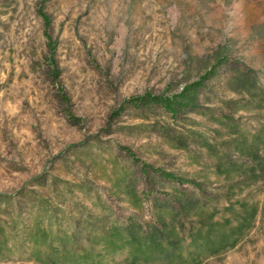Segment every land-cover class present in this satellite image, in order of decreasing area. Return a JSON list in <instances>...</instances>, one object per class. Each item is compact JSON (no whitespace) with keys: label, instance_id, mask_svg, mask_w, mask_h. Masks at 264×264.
<instances>
[{"label":"rangeland","instance_id":"1","mask_svg":"<svg viewBox=\"0 0 264 264\" xmlns=\"http://www.w3.org/2000/svg\"><path fill=\"white\" fill-rule=\"evenodd\" d=\"M0 264H264V0H0Z\"/></svg>","mask_w":264,"mask_h":264},{"label":"trees","instance_id":"2","mask_svg":"<svg viewBox=\"0 0 264 264\" xmlns=\"http://www.w3.org/2000/svg\"><path fill=\"white\" fill-rule=\"evenodd\" d=\"M38 16L41 18L43 22V37L46 41V49H47V64L51 69L52 76L56 78V65L54 61V55L56 51L55 42L50 37L48 30L50 26L49 18L42 13V9L39 8L37 11ZM215 73L207 72L204 76H202L198 81L193 82L187 86L181 88L179 93L172 94L170 96L162 95V96H143L137 99H130L127 101L131 106L140 108V107H151L157 106L161 108L165 113L169 114L171 117H176L180 112L191 109L195 107V104L198 100V94L200 89L202 88L205 81L209 79V77L214 76ZM133 159V157L131 156ZM166 179H172L170 175H165L160 173Z\"/></svg>","mask_w":264,"mask_h":264}]
</instances>
